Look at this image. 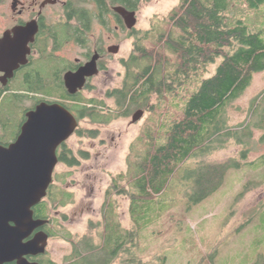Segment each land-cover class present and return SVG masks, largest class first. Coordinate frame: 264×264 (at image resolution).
I'll list each match as a JSON object with an SVG mask.
<instances>
[{
  "label": "rangeland",
  "instance_id": "1",
  "mask_svg": "<svg viewBox=\"0 0 264 264\" xmlns=\"http://www.w3.org/2000/svg\"><path fill=\"white\" fill-rule=\"evenodd\" d=\"M180 1H141L135 38L121 32L117 42L122 52L112 59L109 74L98 91L89 95L91 98L104 101L110 109L118 111L116 99L107 91L124 84L126 70L121 59L137 57L135 39L137 42L138 36L161 32L165 19ZM249 17V22L257 24L264 20V9L250 13ZM144 46L150 51L154 49L149 41ZM216 67L217 64L209 67L208 76L214 74ZM183 103V95L167 101L153 95L145 108L133 109L125 116L115 112L109 124L99 127L96 138L71 139L70 147L79 163L70 168L60 165L51 195L45 200L52 220L50 228L55 233L48 242L45 264H74L71 255L78 243L87 239L99 244L104 209L110 201L116 207L122 228L137 232L136 254L146 264H257L259 260L264 264V164L260 158L264 156V130L255 129L248 144H237L226 137L223 148L202 157L193 156L161 194L153 193L154 197L141 207L133 206L131 217L132 187L127 180L116 182L121 174L128 172L131 147L144 129L152 126L153 119L174 111L176 105L178 111ZM254 103L264 107V71L257 73L248 90L226 109L230 129L239 131L241 125L257 118L252 116ZM139 109L145 113L134 124L133 117ZM82 125L95 127L89 121H83ZM231 161L239 166L229 169L222 186L204 201L193 203L190 198L193 182L188 170L205 163ZM63 175H68L66 180H62ZM114 182L125 192H113ZM59 191L72 194V202L60 205ZM68 235L70 240L65 237Z\"/></svg>",
  "mask_w": 264,
  "mask_h": 264
},
{
  "label": "trees",
  "instance_id": "2",
  "mask_svg": "<svg viewBox=\"0 0 264 264\" xmlns=\"http://www.w3.org/2000/svg\"><path fill=\"white\" fill-rule=\"evenodd\" d=\"M141 1L117 2L138 10ZM263 9L264 0H181L165 19L161 32L138 36L133 73L126 88L114 94L120 115L145 108L153 95L161 101L183 95L185 103L178 111L176 105L174 111L153 119L152 126L146 127L131 147L128 172L116 181L127 180L132 187L131 217L133 206L141 207L153 193L161 194L193 156L223 148L226 137L248 144L255 129L264 130V107L255 106L257 101L252 109L257 118L241 125L239 131L230 129L225 118L228 106L248 90L257 73L264 71V20L257 24L248 20L250 13ZM147 41L153 44L151 51L144 46ZM216 64L214 74L208 76L209 67ZM243 157L247 158V152ZM260 158L264 164V156ZM238 166L236 161L205 163L188 170L193 182L191 201L207 199L222 186L229 169ZM118 186L114 182L112 191L125 192ZM58 194L62 206L73 199L65 191ZM38 208L39 215H47L45 202ZM102 229L99 244L87 239L78 243L74 264H146L136 254L137 232L122 228L112 201L106 203Z\"/></svg>",
  "mask_w": 264,
  "mask_h": 264
},
{
  "label": "flooded vegetation",
  "instance_id": "3",
  "mask_svg": "<svg viewBox=\"0 0 264 264\" xmlns=\"http://www.w3.org/2000/svg\"><path fill=\"white\" fill-rule=\"evenodd\" d=\"M117 1L0 0V59L4 61L0 64V148L9 149L19 141L31 116L40 121L41 117L50 116L54 107L65 110L76 121L74 133L56 150L58 163L43 202L51 195L60 165L70 168L79 163L70 147L71 139L96 138L99 127L110 123V115L121 113L116 103L118 111L89 96L102 86L112 59L120 56L122 46L117 41L121 32L135 38L136 27L129 29L118 9L136 14L138 10L127 9ZM133 58L121 59L126 70L125 81L122 87L107 91L109 96L115 98V93L126 88ZM85 69L88 73L68 80ZM138 111L145 113L144 109ZM83 121L95 127L85 128ZM37 128L42 131L40 135L49 136L51 128L48 125L39 124ZM38 207L33 208L34 219L47 221V224L35 230L25 242L40 232L48 235V242L55 236L50 228L49 209L42 217ZM46 256L47 250L45 254L26 258L30 263L45 264Z\"/></svg>",
  "mask_w": 264,
  "mask_h": 264
},
{
  "label": "water",
  "instance_id": "4",
  "mask_svg": "<svg viewBox=\"0 0 264 264\" xmlns=\"http://www.w3.org/2000/svg\"><path fill=\"white\" fill-rule=\"evenodd\" d=\"M118 12L129 29L136 27V12H128L124 8L118 9ZM1 49L2 44L0 53ZM3 63L0 59V64ZM82 73H88V70L68 80L73 81ZM143 114V111H138L133 117L134 123ZM39 124L51 128L48 137L40 135ZM75 128L73 116L54 107L50 116L41 117L40 121L31 116L19 141L9 149L0 148V264H39L30 263L26 257L46 253L49 238L46 233L40 232L28 242L25 240L47 224V221L34 219L33 208L47 197L58 163L56 150L74 133Z\"/></svg>",
  "mask_w": 264,
  "mask_h": 264
}]
</instances>
